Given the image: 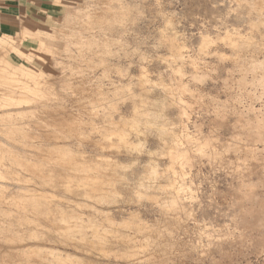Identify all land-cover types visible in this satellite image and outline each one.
I'll use <instances>...</instances> for the list:
<instances>
[{
  "label": "rangeland",
  "instance_id": "1",
  "mask_svg": "<svg viewBox=\"0 0 264 264\" xmlns=\"http://www.w3.org/2000/svg\"><path fill=\"white\" fill-rule=\"evenodd\" d=\"M96 1L97 0H95V3H96ZM117 1L121 5H126V2H127V7L124 6L128 10V12L126 13L127 16L125 15L126 16V17L124 16L125 18L122 17V19H121V21H119V23L114 22L113 25L110 26L111 27L110 29H107V30L103 29L104 31H106V33L103 32L104 36H107L108 38L110 36V38L108 39L107 37L105 38L104 36L101 35V39L103 37L106 39L104 41L105 44L108 41H110V42H108V46H107V44L105 46H103L102 45L103 41L100 42V44H101L100 46H102L104 48H102L100 46H97L98 48L97 47L93 48L90 45V49L92 48V50L89 49L90 51H93V49L96 51H101L98 53L97 52L95 53V51L91 52L94 55L87 53L85 51V48L83 49L84 51L81 50V47L79 48L80 50L78 49L79 46L87 47L90 44L89 43L87 46H85V44L84 45L82 44V43L86 42V38H87V40L90 39V36L89 37L87 36L88 32L83 31V28L86 27V25L90 26V24H87L85 21L84 23L82 22L83 25L81 23V26H83L82 29L76 28L74 25H73V27L71 26L72 28L69 29L65 24H62V22H61L62 20H60V19H62L63 13L65 14L67 7H68V9L71 8V10H72V8L74 10L77 7H83L84 5H88L89 7H92L93 4H95V3H93L94 0H92V2H91V0H56L55 4H54L56 8H54V9H55V11H58V10L60 11V9L57 8L58 5L60 4L62 6L61 13L60 14L59 13L58 14H49L48 17L46 18V21L41 23L40 26H38L35 29V31H29L27 29L22 28L21 30L17 31V33L11 34L6 29L3 28L8 33L6 35H2L0 33V57L4 58V59H8V61H10V63H14L16 65H21V66L26 65L27 67H30V70L32 69L31 71L34 70L33 72H37L38 69H42L45 72V73H43V76L41 77L42 80L44 78L46 79L47 75L51 74V76L54 77V79L51 81H55V82H53V85H51L52 87L50 88L51 89L50 91L51 92L55 91L53 93L59 92V93H57V95H59V97H61V99H59L58 102L56 101L57 102L56 104L52 102L53 106L56 107L57 104L59 103L57 106L59 108V105L61 104L63 110L66 109V111H71V115H72L71 117H73L72 120H74V121H72L74 123H71V124L74 125V124L78 123V125L76 124L77 126L81 125V126H79L80 128L77 126L75 128L72 127L71 129L74 128V130H69L68 132H67L68 128L66 126H61L62 128L64 127V129H62L60 127L62 129V130H60V128H57L58 126L53 127L52 126L53 124L51 122H48V123H50L49 125L52 124L51 125L52 127H50L48 125V123L46 122V119H44L45 118L44 115H46V114L42 110V108H41V111L43 113L40 112V108H37V109L36 108H30L31 110L35 109L34 113H33V111L29 110V108H28L27 110H25L23 112L24 115L20 114L21 115L20 116V115L15 113V115L12 114L10 118L7 117L6 120L0 121V134L2 135L0 137L3 138L4 140H11V141L14 140L13 143L15 142L16 145H21L22 147H25L26 149L29 150L26 153H21L22 151H20L19 149H17V151H20L18 153H11L10 154V153L0 152V191H1L0 192L1 193L0 194V209H2L1 212L3 213V214H1V212H0V214H1L0 215V220H1L0 223L3 224L4 226H7V227H10L12 225L13 230L14 229L16 230V232L14 230V233L15 234L17 233V239H16L15 243H11V242L9 243V241H4V240L10 239V237H6V238H2L3 241H0V244L3 246H6L7 244L10 245L11 250L14 252L15 255H17V254H20L22 251V244L24 243V241H22L23 238L25 239V237L31 236L33 233L32 229H34L35 231L36 230L38 231V232L36 231V234H38V233L41 234V235L38 234V235H40V236H38L39 239H41V236H43V235H46V237H47L46 238L44 236V239L45 238L48 239V236H51V235L53 237H55V239H58L57 237H61L62 231L54 230L51 226H50L51 228L49 227V225H51V224L45 218L47 216L51 217V213L46 214L47 210L45 209L44 203H47L46 208L47 207L49 208L50 206L55 207L56 204H54V203H56L58 200H59L58 203H61V201H65L63 196H69L71 198L73 197L72 198L73 202L71 203L69 201V203H70V205L68 204L69 207L67 206L65 208L67 210H70V211H71V209H74V211H76V215L74 216V219L76 221H77V219L81 220V221H78L79 224H80V222H82L83 224L81 223V225H83V227L86 226L84 228L81 227L83 230L80 228L79 233L81 231L82 232L80 234L87 233L90 236V237L87 236L88 237L87 239L90 241H93V240H91V238L95 239L94 234L96 235V233H98L99 235H102L101 236L102 238L104 237L103 240H105V238H106L107 241L103 245L101 243L103 241L100 240L101 244L100 243L99 244H100V246L102 245L103 247L102 246L99 247V244L97 246H95L97 243L94 244V246L91 245L90 247H88L89 245H86V244L82 245L79 242L80 238L77 239L79 241L76 240V238H78L79 236L76 237V236L70 235L72 238L74 237L73 239H70L68 236L69 240L73 241V243H71V242L67 243V245H69V246H67L66 244L60 245L58 242L56 244H55V242L54 243L52 242L53 243L52 244L51 243L52 238H53L52 236H51V238L49 237L50 240L49 239L44 240L42 238L41 240L38 241V238H37L36 241H38V242L41 241L40 243H38L42 247V248H40L41 250L39 249L40 250L39 252H41L40 254L41 255L43 254L42 257L40 256L41 261L45 259L44 260V262H45L46 260L51 258V254H48V256H47L50 258L47 259L45 257L47 255V253H50V250H51L50 248L52 247V248H55L56 250L58 249V252L62 251V253H56L57 255L62 254L64 259H66L68 257L66 260L71 261L69 263L65 260V262H67L68 264H161L160 262H162V264H218V263L219 264H232V263L233 264H258L257 262L260 260V258L256 259L257 255L255 254V244L260 242V244H262L264 247V226L247 227V228H245L246 230L245 229L241 230L239 228L237 229V227L235 226L236 224L235 223L233 224V222L230 221V219L232 220L233 218H231L232 213H231V211H229L228 207H229V203L231 202V198L235 193L234 188L238 183L236 178H234L235 173L233 171V165L231 166V164H233V162L237 161L233 155H236L238 153L234 154V152H232L230 150L231 148L229 149L230 151L229 150L224 151L226 145H228V144L231 145L233 143L231 141V139H233L236 136L233 127H234L235 122L237 120L236 118H238L237 117L238 112L245 111L244 113H247V116L250 119H252L256 113H263L264 114V95H263L264 94V78H263V76H264L263 75L264 74V71H263L264 70V64H263L264 63V44H263L264 38H261L255 32L256 36H255V38L254 37L253 38L256 40L255 42H258L256 44L252 43V42H254V40H252L253 39L252 37H251V39L249 37V39L252 40V42L249 39H247L248 38L247 36H246V38H244L246 40H243L242 38H239L237 40V37H238L237 34H238L239 30L241 33H245V31L248 32L247 31V29H248L247 28L248 27L247 21H245V20H247V18L246 17L243 18V16L246 12H247L246 14H248V11L249 10L251 11L252 7H249L250 5L248 4L249 6L247 5V8H249V10L246 9V3H244L246 1H244V0L239 1V5L237 3L238 2L237 0H121V1L120 0H114V1L113 0H103V1L98 0V3L99 2L101 3V4L99 3L98 7L99 8L100 7L106 8V6H108L110 3L111 4L114 3L111 7H110L111 4L108 6L109 9H114L112 7H115L117 4L119 5V3ZM89 2H91L92 5ZM240 2H242L244 4L241 3L242 5H240ZM98 3L95 4L96 7H97ZM130 5H131V7H129ZM235 5L236 6L238 5L239 7H241V9L237 8L238 6L235 7ZM243 6H245V7H243ZM234 7L237 8L238 10H241V11H239L241 13L236 11V9ZM243 10H244V13H243ZM233 12H235L236 15ZM246 14H245V16H246ZM129 15H130V17H129ZM253 15H254V9H252V11L249 12L247 17L248 16H249V18H250V16L254 17ZM54 18H55V21H54ZM125 20L127 23L125 22ZM243 21H244V23H243ZM232 24L234 26H236V24H237V26L234 27V26H232ZM63 25L66 27H62ZM75 25L77 27H81L79 23H78V25L77 24H75ZM127 25H128V28L126 29ZM225 25L228 26V29H229V27H231V31L227 30V28L224 27ZM121 26H123V27H121ZM249 26H251V25H249ZM232 27H234L235 29H233ZM240 27H242V29ZM38 28H40V29H38ZM236 28H237V30L239 28L240 29L237 31ZM0 29H2V27H0ZM53 30H54L55 34H54ZM77 30L78 31L80 30V32H83V33H80V35H77V33H78ZM234 30H236L235 31L236 36L234 35ZM242 30H244V31H242ZM253 30H255V28ZM253 30H252V32H254ZM227 31L230 34L233 32L232 38L228 36L230 39H226V38H228L226 35ZM65 32H67V33L70 32V36L68 38L71 37V39H68V38L63 39L64 37H62L59 34V33H65ZM101 33H102V31H101ZM53 34L56 36L54 37ZM108 34H110V35L108 36ZM58 35L60 36V38ZM73 35H76L75 38L77 40L74 39ZM81 35L82 36L86 35V36H83L84 38L85 37L86 38L85 39L83 38L82 43L80 45L79 44L77 45V41H79L80 38H82ZM224 35L226 36V38L224 37ZM77 36H81V37L77 38ZM233 36H234L235 40L233 39ZM44 39H45V41H47L46 44L47 43L51 44L50 46H52L54 50L52 49V47L50 49H52V51H55V53L48 52V50L45 49L46 46L44 47L41 45V43L44 41ZM231 39L233 40L232 41L233 43H231ZM84 40H85V42H84ZM239 40H243L246 42L249 41V42L246 44V42L243 43V41H241V43L245 44V45H241V44H239L240 43ZM89 42H91V41H89ZM170 42L173 44L175 42L176 45L175 44L173 45ZM250 42L252 43V45ZM227 43H228V45H227ZM236 43L239 44L241 47L244 46V48L240 52L241 54H239L240 47H238L239 45L237 46ZM71 44L72 45L75 44V45L72 46ZM164 44H166V45H164ZM168 44H169V46H168ZM170 45L171 46L173 45L175 47L170 48L171 47ZM232 45H233V48H232ZM75 46H77V49ZM230 47L232 48V50ZM236 47H238V48H236ZM254 47H256V48H254ZM261 47H263V48L261 49ZM133 48H135V49H133ZM65 49H67L69 52L63 51ZM97 49H99V50H97ZM237 49H238V51H237ZM257 49L259 51H257ZM5 50H7V51H5ZM72 50H73V55H72ZM76 50L78 52L79 51L83 52V54H85L84 57H83L82 53L78 55ZM233 51L238 56L239 55L241 56V57L239 56L240 59H238V57H236V55L234 54ZM251 51H253V52H251ZM7 53H9V54H7ZM66 53H70L69 54L70 56ZM171 53L173 55H171ZM250 53H251V56H250ZM52 54H53V56H52ZM138 54L140 56L143 54L141 57L142 58L144 57V58L142 59ZM252 54L254 55L255 58H257L256 56H258V59H260L259 62H261L260 63L261 65L259 66V68L253 70L254 72L257 71L256 73H258V74L255 75L254 72L250 68V71L255 75L254 79L252 78L253 77L252 73L250 75V72H249V67H251V63L253 60ZM255 54H256V56H255ZM67 55H68V57H67ZM86 55L88 56V58H86ZM121 55H122V57H121ZM173 56H174V58H173ZM179 56H181V57H179ZM244 56H245V58L247 56H249L250 59L247 57L245 60V58H242ZM75 57L76 58L79 57V58L76 59ZM54 58H56V60L58 62ZM74 58L76 60H74ZM105 58H106L107 62L105 61ZM162 58H163V60H162ZM234 58H236V59H234ZM172 59H174V60H172ZM247 59H249V60H247ZM79 60H81V62H79ZM181 60H182V62H181ZM233 60H237V63ZM240 60H243L242 61L243 64H241V66L238 65V62L240 64ZM59 61H61V63ZM55 62H57V64L59 63L60 65L63 63L62 65H64V66L62 68L68 77H61L60 71H62V70L59 67L60 66L59 64L58 65L54 64ZM149 62H151V63H149ZM103 63H104V65H103ZM108 63H109V65H108ZM129 64H130V66H129ZM68 65L70 67H68ZM115 65H116V67H115ZM169 65L170 66L172 65V66L170 67ZM181 65H182V67H181ZM107 66L109 69L110 68L111 69L113 68V69L109 70L108 68H106ZM141 66L143 67L142 69H144V70L141 69ZM102 67H104V68H102ZM178 67H179L180 71L177 70ZM79 68H81V69H79ZM100 68L102 69L104 74ZM125 68H127V69L125 70ZM91 69H93V71ZM107 72H109V74H107ZM180 72L183 74L181 75ZM70 73H71V76H70ZM115 73H119V74L117 75ZM196 73L198 74L197 75L198 78H196L197 76H195ZM174 74H175V76H174ZM86 75H88V76H86ZM259 75H260V77L263 78L262 82H260L261 80H256V77H259ZM83 76H85L87 79ZM104 76L107 79H105ZM120 76H121V78H120ZM132 76H134L135 78ZM69 77L71 80L70 79L68 80ZM243 77L247 81L253 80L254 83L252 82L251 85H249V84L246 85L245 88H241V89L236 88V85L234 84V80L240 79ZM98 78H100V79H98ZM62 80L65 84H63ZM69 81L72 82V85H71V83H69ZM152 81H153V83H152ZM75 82H77V83H75ZM80 82H82L83 84ZM175 82L177 84H179L180 82L181 83L179 85H177ZM74 83L76 84V86ZM97 83H98V86H97ZM160 83H162V84H160ZM260 83L262 85H260ZM78 84H79V86L81 85L80 87H82V88L78 87L77 86ZM101 84H103V86ZM228 84H230L231 86ZM113 85L115 87H113ZM117 85H119L120 87L118 88ZM126 85H128V88ZM150 85H152V86H150ZM74 86H75V88H74ZM182 86H183V88H182ZM184 86H185V88H184ZM53 87H54V89H52ZM100 87H103V89ZM106 87H108V88H106ZM55 88H56V90L59 89L60 91L59 90L56 91ZM165 88H166V90H165ZM81 90H83V91H81ZM101 90H102V92H101ZM239 90H241L242 93ZM86 91L87 92L89 91V92L87 93ZM128 91L129 92L131 91L130 92L131 95L129 94ZM191 91H193V92H191ZM84 92H85V94H83ZM105 92H108V93H105ZM112 92H114V93H112ZM103 93H105L108 96H106ZM115 93H118V94L116 95ZM190 93H192V94H190ZM261 93H262V95H261ZM100 95H102L103 98ZM103 95H105V96H103ZM133 95H135V96H133ZM191 95H193V97ZM52 96H56V95L53 94ZM117 96H118V99H117ZM144 96L146 97V99ZM178 96L181 98V101H184L182 103L181 107L178 106V102H177L178 101L177 99L179 98ZM83 97H85V98H83ZM93 97L95 98V100ZM107 97H109V98L112 97L113 99H111V98L109 99ZM134 97H135V99H134ZM158 97H160V98H158ZM106 98L109 99L110 101L107 100ZM90 100H92V101H90ZM112 100H115L118 105H116V103H114L115 101H112ZM76 101L78 104L75 103ZM83 101H85V102L87 101V102L84 103ZM106 102H108V103H106ZM138 102H140L142 105ZM151 102H152V105H151ZM170 102H171V105H170ZM235 102L237 104H235ZM110 103L112 104V106ZM145 103H146V105H145ZM38 104H40V103H38ZM38 104H36V105H38ZM101 104H103V106ZM156 104L157 105L159 104L158 107L156 106ZM247 104L252 105V107H253V108H251L252 111L249 110L250 108L248 109L247 106H249V105H247ZM143 105H145L146 108H144ZM153 105H155L158 109L156 107H154ZM164 105H167V106L165 107ZM117 106L119 109L117 108ZM90 107H92V108H90ZM98 107L99 108L101 107L102 110H101V108L99 109ZM132 107L133 108L135 107V109L137 108L136 110H138L141 113L135 111ZM147 107H149V108H147ZM150 107H153L154 110H153V108H150ZM178 107H179V109H178ZM182 108L186 112L184 110H182ZM187 108H189V109H187ZM89 109H90V111H89ZM112 109L113 110L116 109L117 111L115 110V113H114V111H112ZM242 109H243V111H242ZM59 110H61V106H60ZM59 110H57V111H59ZM155 110H157V111H155ZM178 110H179V112H178ZM53 111L54 110H51V112H53ZM57 111H54V112H57ZM132 111H135V112H132ZM158 111H160V112H158ZM182 111L184 114L182 113ZM107 112H109V114ZM152 112L153 113L157 112V113L153 114ZM58 113H60V112H58ZM148 113H149V115H148ZM185 113H187L188 115ZM226 113H228V114H226ZM89 114H91V115H89ZM134 114L137 117V119L134 116ZM141 114H143V115H141ZM158 114H160V115H158ZM74 115H76V116H74ZM87 115H89V116H87ZM95 115H96V117H95ZM184 115L189 116V118L186 116L184 117ZM14 116H15V119H14ZM159 116H161V117H159ZM156 117H158L161 121L157 120L158 118H156ZM126 118H128V119H126ZM130 118H132V119H130ZM187 118H188V120H187ZM11 119L14 121H12ZM39 119H42V120H39ZM118 119H120V120H118ZM149 119H150V121H152V123L149 121ZM155 119H156V122H155ZM177 119L179 122L177 121ZM10 120L12 122H10ZM90 120H92L93 122H91ZM130 120H131V122H130ZM186 120H187V122H186ZM43 121H45V122H43ZM40 122L42 123V125ZM84 122L86 123V125ZM135 122H136V124H135ZM4 123H6L7 126H5ZM9 123H11V125L13 124V126H11ZM19 123H22V124L18 125ZM106 123L108 125H106ZM133 123L135 125H132ZM155 123H156V125H155ZM157 123H158L159 128L157 127ZM2 124H4V126ZM15 124L18 127H15L14 130H17V131L12 132L13 129L10 130L9 128L10 127L14 128ZM118 124H119V126H118ZM129 124H131V125H129ZM182 124H184V125L182 126ZM23 125H24V127H23ZM105 125H106V127H105ZM114 125H116V127ZM40 126H42V127H40ZM108 126L111 128H109ZM103 127H105V128H103ZM156 127H157V130H156ZM46 129H48L49 131L52 130L55 132L57 130L56 133H58L62 138V139L60 138L61 140L59 139L60 141L58 140L59 142L58 141L57 142L59 144L66 143L65 145L62 144L64 146H66L65 149L67 150L66 153H63L62 159L64 158L66 160H69L70 162L72 161L71 163L81 164L80 165L81 169L85 167L84 166L85 163L88 164L91 161H96V163H97V161H99V160H100L99 164L102 162L101 163L102 167L98 166L99 169H98V171H95V173H92V171H90V170L88 171V169H82V171H79L80 169L78 170L79 172H82V173H79L76 175L77 176L81 175L80 177H81V179H83L82 180L83 182H81V183H83V185L86 184L85 186L87 187V189L85 186H83L80 183V181H79V183H77L75 181H69V183H72L71 184V185H73L72 187H76L78 185L77 188H79V190H81L80 192L85 197V199H83L84 197L81 194L75 195V193H72L71 195H69V192H67V190L64 191L63 188L53 187L54 185H57V184L48 183L49 186L46 185L47 188L45 187V183H47V182L44 179L47 177V175L45 176L44 173L42 172L43 170H45V166L43 163L45 161L44 160L45 159V156H44L45 153H36L37 149H35V148L39 149L40 146L42 147V144L44 145L46 143V141L48 143H52L50 138H49L50 140H48L46 138V134H45ZM99 129H102V131ZM112 130L114 132H112ZM117 130H118V132H117ZM124 130H125V132H124ZM185 130L187 131V134L185 133L186 132ZM21 131H22V133H21ZM87 131H89V132H87ZM103 131H105V135H104ZM119 131H120V133H119ZM157 131H159V133H157ZM166 131L167 132L169 131V132L167 133ZM182 131H183V133H182ZM16 132H18V134H15ZM40 132H41V134H40ZM68 133H69V135H68ZM86 133L87 134L90 133V134H88L89 136H87ZM135 133L137 135H135ZM179 133L182 135H180ZM75 134H77V135H75ZM122 134L123 135L125 134V136H127V137L123 136ZM161 135L162 136L164 135V136L162 137ZM199 135L202 136V138H201V143H202L201 152L196 150V148L194 146L193 147L190 145H189L190 147L186 146L188 144L185 143L187 139H190L191 137L196 139L197 137H199ZM73 136H74V138H73ZM175 136L177 137L178 141L176 140ZM32 137H34V138H32ZM164 137H166V138H164ZM167 137H168V139H167ZM10 138H12V139H10ZM215 138L217 140L219 139L218 142H214L216 140ZM64 139H66V140L64 141ZM106 139H108L109 141ZM97 140H98V142H97ZM164 140H166V141H164ZM181 140L183 142L184 141L185 142L183 143ZM172 142L175 145L177 143V145H176L177 147L175 145H172ZM174 142H176V143H174ZM205 142H207L208 144H206ZM164 143H165V145H164ZM166 143H168V144H166ZM178 143H179V145H178ZM204 143L208 147L206 145L204 146ZM2 144L3 143H1V141H0V146ZM169 144H171L172 147ZM96 145H97V147H96ZM235 145L237 146L238 144H235ZM178 146H179V148H178ZM213 146H215V147H213ZM3 147H6V144ZM180 148L181 149H184V148L187 149L188 148V149H187V152L181 150L182 153H180V154H182V155L176 156L175 152L178 150V154H179ZM189 148H191V149H189ZM99 149H100V151H99ZM170 149H172V150H170ZM33 150H34V152H33ZM159 150H160V152H159ZM191 150L193 153L190 152ZM217 150H219L221 152V154H223V156L221 158H219V156H218L219 153H214ZM165 151H166V154L164 153ZM172 151L173 152L175 151V152L173 153ZM243 151H241L242 154H241V152H239L240 156H242L244 154ZM82 152H84V153H82ZM127 152H129V153H127ZM1 153H2V155H1ZM169 153H170V155H169ZM171 153L173 154L174 157L172 156ZM186 153L187 154L189 153L188 154L189 156H187ZM9 154H10V157L13 156L12 154H14L15 156L11 157V159H10ZM66 154H68V155L66 156ZM184 154L186 155V157H188L187 158V165H186V162H184V158H185ZM16 155H18V158H20V160H18ZM154 155H155V157H154ZM183 155H184V158H183ZM214 155H216V156L214 157ZM157 156H158V158H157ZM179 156H180V159L177 158ZM67 157H69V158H67ZM91 157L94 158L95 160L89 159ZM170 157H173V158H170ZM181 157H182V159H181ZM189 157H190V159H189ZM12 158H14V159H12ZM83 158H85L84 161L82 160ZM98 158H99V160H98ZM104 158H106V159H104ZM109 158H110V160H109ZM174 158L176 160L178 159L179 161L178 160L176 161ZM79 159L81 161H83V163L81 161L77 162V161H79ZM86 159L88 160V162ZM188 159L191 161H188ZM56 161L58 162V160H56ZM56 161L54 160L52 163H49V165L54 166L55 168L56 167L60 168L59 165H61V163H58V166H59L58 167V166H56V164H57ZM107 161H108V163H107ZM113 161H114V163H113ZM238 161L242 162V157L240 159H238ZM18 162L19 163L21 162L22 165L19 164ZM25 162L29 165L27 168H25V166H24ZM36 162L39 165L38 166L40 169L39 173L32 172L33 170L30 169L31 165L33 166V164ZM155 162H157V163L155 164ZM169 166H171V167H169ZM181 166H182V168H181ZM20 167H22V168H20ZM100 168H102V171H100L101 170ZM170 168H171V170H170ZM189 170H190V173H189ZM17 172H19V173H17ZM41 172H42V175H40ZM257 175L258 174H256V173L251 174L250 178L256 179ZM30 176H31V178H30ZM42 176H43V178H42ZM74 176H75V173H74ZM92 176L95 179L94 182L98 181V184L102 185L104 190L101 189L100 191H98V189L97 190L93 189V191H92L91 189H89L90 188L89 187L90 182L87 181L86 179L88 178L90 180V178ZM26 177H28L29 179ZM33 177H35L34 178L35 180L33 179ZM62 177H66V176L62 175ZM97 177L100 178L101 183H100V180L97 179ZM41 178L43 179V181ZM16 179H17V181H16ZM20 179H21V181H20ZM38 180H40V181H38ZM155 180H156V182H155ZM36 181H38V182L36 183ZM176 181H177V183H176ZM87 182L89 183L88 185H87ZM102 183H104V184H102ZM12 184L13 185H15V184L20 185L21 184V186H27V187L29 185V186H31V187H28L29 189L32 187H33V189L34 188H36V189H34V191L33 190H30V191L23 190L22 191V189L12 188L13 187ZM24 184H26V185H24ZM33 184H35V185H33ZM41 184H43L44 186ZM79 184H81V185H79ZM62 185L65 186V185H70V184H68V182H67V184L61 183V186ZM39 187L41 189L42 188H44V189L41 190ZM82 187L84 190L82 189ZM161 188H162V190H161ZM171 188H173V189H171ZM52 189H53V192H52ZM85 189L87 191L90 190V193H89L90 195H91V191H92V195L95 192L99 196L102 195L104 198V202L102 201V204H100L101 201H99V199L97 197H96L97 199H94L96 194H94V198L92 196L89 197V194ZM15 191L18 192L19 195L20 194L22 195L23 193H26V195H27L26 197L22 196L23 198L20 197L23 199V200L21 199V201H20L19 197L17 198V200L19 199V207H18V203H16L17 206H16V204H14L16 200L13 198V196H15V195H13V193H15ZM42 192H44V193L46 192L47 195L49 193L51 195L53 194V195H55V197H53V195H52V197H51V195L49 197L46 194L44 195ZM27 193H31L30 197ZM86 196L89 198H86ZM31 197H33V198H31ZM48 198H50V199H48ZM171 198H173V200ZM35 199H37L38 201H41V203H39ZM147 200H149V201H147ZM32 201H35L34 204H36L37 207H39V205H41L42 206L41 208H43L42 211H41V208H40L39 212L36 211L34 206L31 205V204H33ZM82 202H85V204L83 205ZM37 203H38V205H37ZM48 203L50 205H48ZM64 203H66V202H64ZM86 203H89V204H86ZM154 204H156V205H154ZM180 204H182L183 207ZM12 205H15V206H12ZM166 205H167V207H165ZM93 206L95 208L102 209V212L96 211L99 213H96V212L90 213L89 210ZM169 207H171L172 209H170ZM44 209L46 210V212H44ZM10 211L12 212V214ZM174 213H175V215H174ZM56 215L57 214H55V216ZM160 215H161V217H160ZM166 216H168V217H166ZM17 226L19 229H16ZM45 226L47 227V229ZM177 226H179V227H177ZM34 227H36V228L38 227L39 229L38 228L36 229ZM105 227H107V228H105ZM44 228L46 229V231ZM49 228H50L51 232L48 231ZM95 229H96V232H95ZM76 231L78 234V230H76ZM97 231H99V232H97ZM68 234H70V232H68ZM21 237H22V240L20 241ZM65 238L66 239L62 238V240L63 241L65 240V243H66L68 241V238L66 236H65ZM2 243H4V244H2ZM70 244L75 245V246L71 247L72 245H70ZM65 245L67 248L62 249V247H65ZM111 245H113V246H111ZM48 246H51V247L48 248ZM45 248H46V250H44ZM47 248L50 250L48 251ZM23 249H25V248H23ZM55 249H53V250H55ZM31 251L35 252L36 254L35 253L32 254ZM23 252L29 253V256L31 255L30 256L31 258H37L36 256L38 255L37 251L31 250V249L28 250V252H26V249H25ZM44 252H46V253H44ZM66 253L69 255H66ZM23 257L21 259H23ZM43 257H44V259H43ZM146 258H148V259H146ZM19 260H20V258H19ZM46 263L47 262H45L43 264H46Z\"/></svg>",
  "mask_w": 264,
  "mask_h": 264
},
{
  "label": "bare ground",
  "instance_id": "2",
  "mask_svg": "<svg viewBox=\"0 0 264 264\" xmlns=\"http://www.w3.org/2000/svg\"><path fill=\"white\" fill-rule=\"evenodd\" d=\"M100 1V0H99ZM103 1V0H102ZM114 1V0H113ZM121 1V0H120ZM238 2V5H239V1H242V0H237ZM244 1H246V2H244V3H246V9H248L249 10V8H247V5L249 6V7H252V9H254V17H251L250 16V18H249V16L247 17V15L249 14V12H251L252 11V9H251V11L249 10H247L248 11V14H246V16H245V14H244V16H243V18L244 17H246L247 18V20H245V21H247V25H248V29H247V31L248 32H246L245 31V33H241L240 32V28L242 29V27H240L238 30H239V32H238V37H237V40L239 39V38H242L243 40H246V39H244V38H246V36L248 37L247 39H249V37H250V39H251V37L253 38H255V32L261 37V38H264V0H244ZM91 2H92V0H91ZM91 2H89L90 4H91ZM112 2V1H111ZM118 2V1H117ZM93 3H95V0H94V2ZM98 3V0L96 1V3L95 4H97ZM100 3V2H99ZM99 3H98V5H97V7H96V5L95 4H93V6L92 7H89L88 5H84L83 7H77L76 9H74L73 10V8H72V10H71V8L70 9H68V7H67V9H66V11H65V14L63 13V16H62V19H60V20H62L61 22H62V24H65L69 29L70 28H72L73 27V25L76 27V28H80V29H82V27L83 26H81V23L83 22H85L86 21V23L87 24H90V26L88 25H86V27H84L83 28V31H86V32H88L87 34V36L89 37L90 36V39L89 40H87V38H86V42H85V40H84V42L85 43H82V39L84 38L83 36H86V35H81L82 36V38H80V40L79 41H77V45L79 44H85V46H87L89 43V46H87V47H83V46H79L78 47V49L81 47V50H83L84 48H85V51L87 52V53H90V54H92L91 52H93V51H95V53L97 52H101V51H96V50H94L93 49V51H90V50H92V48L90 49V45L94 48V47H97V46H100L101 44H100V42H102L103 41V43H102V45L103 46H105L106 44H107V46H108V42H110V41H108L106 44H105V38L107 37V36H104V34H103V32L104 33H106V31H104L103 29H110L111 27L110 26H112L113 25V23L114 22H118L119 23V21H121V19H122V17H124L125 15H126V13L128 12V10H127V8H125L124 6H126L127 7V2H126V5H121L119 2V5L117 4L115 7H112V8H114V9H109L108 8V6L111 4H109L108 6H106V8H104V7H98L99 6ZM236 3V4H237ZM242 2H240V5H242V4H244V3H242ZM89 4V5H90ZM101 4V3H100ZM114 3H112L111 5H110V7L113 5ZM92 5V4H91ZM90 5V6H91ZM107 5V4H106ZM136 5V4H135ZM237 5V6H238ZM236 5H235V7H237ZM76 7V6H75ZM129 7H131V5L129 6ZM234 7V8H235ZM243 7H245V6H243ZM104 8V9H103ZM237 8H239V9H241V7H237ZM237 8H235L236 9V11H241V10H238ZM131 9V8H130ZM245 9V8H244ZM245 9V10H246ZM134 10V9H133ZM234 10V9H233ZM235 11V10H234ZM235 11V12H236ZM235 12H233V13H235ZM239 13H241V12H239ZM238 13V14H239ZM243 13H244V10H243ZM251 14V13H250ZM235 15H236V13H235ZM243 15V14H242ZM127 16V15H126ZM125 16V17H126ZM137 16V15H136ZM124 17V18H125ZM129 17H130V15H129ZM235 17V16H234ZM237 17V16H236ZM128 18V17H127ZM131 19V18H130ZM135 19V18H134ZM240 19V18H239ZM242 19V18H241ZM58 20V19H57ZM127 20V19H126ZM126 20H125V22H126ZM133 20V19H132ZM54 21H55V18H54ZM123 22V21H122ZM132 22V21H131ZM130 22V23H131ZM78 23L80 24V26L81 27H77L75 24H77L78 25ZM83 23H82V25H83ZM127 23V22H126ZM243 23H244V21H243ZM246 23V22H245ZM249 23V24H248ZM61 24V25H62ZM121 24V23H120ZM125 24V23H124ZM234 24V23H233ZM232 24V26H234ZM249 25H251V26H249ZM66 26H62V27H66ZM72 26V27H71ZM236 26H237V24H236ZM236 26H234V27H236ZM239 26V25H238ZM121 27H123V26H121ZM125 27V26H124ZM225 28H227V30H230L231 31V27H229V29H228V26H224ZM234 27H232L233 29H235ZM120 28V27H119ZM128 28V25H127V27H126V29ZM255 28V30H253ZM53 29V28H52ZM75 29V28H74ZM224 29V28H223ZM122 30V29H121ZM225 30V29H224ZM223 30V31H224ZM236 30H237V28H236ZM236 30H234V35L236 36V34H235V31ZM237 30V31H238ZM252 30L254 31V32H252ZM60 31V30H59ZM58 31V32H59ZM101 31H102V33H101ZM229 31V32H230ZM242 31H244V30H242ZM53 32H54V30H53ZM77 35H80V33H83V32H80V30L78 31L77 30ZM85 32V33H86ZM108 32V31H107ZM110 32V31H109ZM126 32V31H125ZM174 32V31H173ZM252 32V33H251ZM0 33L2 34V35H6L8 32H6L3 28L2 29H0ZM57 33V32H56ZM228 31L226 32V35H227V37L229 36V37H231L232 38V34H233V32L230 34V33H228ZM254 33V34H253ZM54 34H55V32H54ZM53 34V35H54ZM62 37H64L63 39H66V38H68L69 36H70V32L69 33H67V32H65V33H59ZM125 34V33H124ZM129 34V33H128ZM176 34V33H175ZM174 34V35H175ZM101 35L102 36H104L102 39H101ZM106 35V34H105ZM110 34H108V36H109ZM231 35V36H230ZM56 35H54V37H55ZM59 36V35H58ZM74 36V39H76L75 38V36L76 35H73ZM81 36H77V38L78 37H81ZM98 36V37H97ZM128 36V35H127ZM136 36V35H135ZM176 36V35H175ZM243 36V37H242ZM100 37V38H99ZM122 37V36H121ZM173 37V36H172ZM224 37L226 38V36L224 35ZM226 38V39H230V38ZM258 37V36H257ZM59 38H60V36H59ZM58 38V39H59ZM84 38V39H85ZM108 38V37H107ZM109 38H110V36H109ZM108 38V39H109ZM114 38V37H113ZM175 38V37H174ZM224 38V39H225ZM252 39V40H254V42H252V40H250L252 43H258V42H255L256 40L255 39ZM68 39H71V37L70 38H68ZM67 39V40H68ZM101 39V40H100ZM107 39V40H108ZM233 39H234V36H233ZM77 40V39H76ZM170 40V39H169ZM235 40V39H234ZM243 40H239L240 41V43L239 44H241V45H245V44H243V43H245L246 41H243ZM263 40V39H262ZM89 41H91V42H89ZM127 41V40H126ZM167 41V40H166ZM171 41V40H170ZM176 41V40H175ZM229 41V40H228ZM233 40L231 39V43H233L232 42ZM241 41H243V43H241ZM248 41V40H247ZM260 41V40H259ZM46 42L47 41H45V39H44V41L41 43V45L42 46H46L45 47V49H47L48 50V52H51V53H55V51H52V49H53V47L52 46H50L51 44H46ZM66 42V41H65ZM64 42V43H65ZM118 42V41H117ZM165 42V41H164ZM216 42V41H215ZM249 42V41H248ZM248 42H246V44L248 43ZM250 42V43H251ZM67 43V42H66ZM171 43V42H170ZM169 43V44H170ZM224 43V42H223ZM252 43H251V45H252ZM76 44V43H75ZM75 44H73V45H75ZM169 44H168V46H169ZM171 44H173V43H171ZM174 44H175V42H174ZM173 44V45H174ZM239 44H237L236 43V45L238 46ZM260 44V43H259ZM258 44V45H259ZM264 44V43H263ZM72 45V44H71ZM72 45V46H73ZM161 45V44H160ZM164 45H166V44H164ZM171 46L170 48H174L175 46ZM176 45V44H175ZM227 45H228V43H227ZM230 45V44H229ZM257 45V46H258ZM63 46V45H62ZM106 46V47H107ZM117 46V45H116ZM128 46V45H127ZM248 46V45H247ZM254 46V45H253ZM256 46V45H255ZM263 46V45H262ZM52 47V49H50ZM64 47V46H63ZM76 47V49H77V46H75ZM100 47H102V46H100ZM99 47V48H100ZM122 47V46H121ZM181 47V46H180ZM238 47H240V51H239V54H241L240 52H241V50L244 48V46H238ZM238 47H236V48H238ZM249 47V46H248ZM247 47V48H248ZM71 48V47H70ZM98 48V47H97ZM102 48H104V47H102ZM125 48V47H124ZM168 48V47H167ZM219 48V47H218ZM231 48V47H230ZM232 48H233V45H232ZM232 48H231V50H232ZM254 48H256V47H254ZM263 47H261V49H262ZM13 49V48H12ZM69 49V48H68ZM75 49V48H74ZM90 49V50H89ZM126 49V48H125ZM133 49H135V48H133ZM180 49V48H179ZM54 50V49H53ZM70 50V49H69ZM80 50V49H79ZM97 50H99V49H97ZM102 50V49H101ZM138 50V49H137ZM5 51H7V50H5ZM9 51V50H8ZM63 51H68L67 49H65V50H63ZM77 51V50H76ZM75 51V52H76ZM84 51V50H83ZM124 51V50H123ZM140 51V50H139ZM177 51V50H176ZM180 51V50H179ZM210 51V50H209ZM237 51H238V49H237ZM244 51V50H243ZM257 51H259L258 49H257ZM263 51V50H262ZM47 52V53H48ZM69 52V51H68ZM145 52V51H144ZM172 52V51H171ZM234 52V51H233ZM250 52V51H249ZM248 52V53H249ZM251 52H253V51H251ZM256 52V51H255ZM45 53V52H44ZM77 53H78V55L79 54H83V52H81V51H77ZM170 53V52H169ZM178 53V52H177ZM7 54H9V53H7ZM61 54V53H60ZM66 54H70V53H66ZM114 54V53H113ZM117 54V53H116ZM144 54V53H143ZM142 54V55H143ZM193 54V53H192ZM216 54V53H215ZM223 54V53H222ZM234 54L236 55V57H238V59H240L239 58V56L234 52ZM243 54V53H242ZM260 54V53H259ZM51 55V54H50ZM68 55H67V57H68ZM72 55H73V50H72ZM71 55V56H72ZM75 55V54H74ZM84 55L85 54H83V57H84ZM92 55H94V54H92ZM112 55V54H111ZM123 55V54H122ZM122 55H121V57H122ZM127 55V54H126ZM139 55V54H138ZM141 55V56H142ZM171 55H173L172 53H171ZM181 55V54H180ZM244 55V54H243ZM242 55V56H243ZM246 55V54H245ZM253 55V54H252ZM258 55V54H257ZM52 56H53V54H52ZM51 56V57H52ZM61 56V55H60ZM70 56V55H69ZM99 56V55H98ZM97 56V57H98ZM107 56V55H106ZM117 56V55H116ZM128 56V55H127ZM140 56V55H139ZM140 56V57H141ZM159 56V55H158ZM175 56V55H174ZM174 56H173V58H174ZM178 56V55H177ZM187 56V55H186ZM250 56H251V53H250ZM255 56H256V54H255ZM73 57V56H72ZM109 57V56H108ZM113 57V56H112ZM115 57V56H114ZM179 57H181V56H179ZM188 57V56H187ZM241 57V56H240ZM249 59H250V57L249 56H247ZM246 57V58H247ZM257 58H255L254 57V55H253V60H252V63H251V67H249V72H250V75H251V71H250V68H251V70L253 71L254 69H257V68H259V66L261 65L260 63L261 62H259V60L260 59H258V56H256ZM62 58V57H61ZM76 58V57H75ZM74 58V60H76V59H78V58H76L75 59ZM86 58H88V56L86 55ZM142 58V57H141ZM144 58V57H143ZM142 58V59H143ZM165 58V57H164ZM177 58V57H176ZM183 58V57H182ZM242 58H245V56L244 57H242ZM241 58V59H242ZM246 58H245V60H246ZM252 58V57H251ZM53 59V58H52ZM55 60H56V58H54ZM91 59V58H90ZM102 59V58H101ZM130 59V58H129ZM189 59V58H188ZM234 59H236V58H234ZM249 59H247V60H249ZM11 60V59H10ZM70 60V59H69ZM73 60V61H74ZM95 60V59H94ZM104 60V59H103ZM119 60V59H118ZM121 60V59H120ZM145 60V59H144ZM150 60V59H149ZM162 60H163V58H162ZM161 60V61H162ZM172 60H174V59H172ZM180 60V59H179ZM190 60V59H189ZM192 60V59H191ZM250 60V61H251ZM57 61V60H56ZM105 61H106V58H105ZM194 61V60H193ZM197 61V60H196ZM233 61H235L236 63H237V60H233ZM242 61L243 60H240V64H239V62H238V65H240L241 66V64H243L242 63ZM58 62V61H57ZM57 62H55L54 64L56 65L57 64ZM60 63H61V61H59ZM79 62H81V60H79ZM93 62V61H92ZM107 62V61H106ZM141 62V61H140ZM152 62V61H151ZM151 62H149V63H151ZM176 62V61H175ZM181 62H182V60H181ZM67 63V62H66ZM65 63V64H66ZM118 63V62H117ZM148 63V64H149ZM170 63V62H169ZM174 63V62H173ZM172 63V64H173ZM191 63V62H190ZM195 63V62H194ZM234 63V62H233ZM59 64V63H58ZM57 64V65H58ZM63 64V63H62ZM61 64V65H62ZM79 64V63H78ZM175 64V63H174ZM264 64V63H263ZM60 65V64H59ZM59 66L60 68H61V70L62 71H60V74H61V77H68L67 76V74L64 72V70H63V66L64 65H62V66ZM67 65V64H66ZM72 65V64H71ZM77 65V64H76ZM83 65V64H82ZM103 65H104V63H103ZM106 65V64H105ZM108 65H109V63H108ZM236 65V64H235ZM129 66H130V64H129ZM170 66V65H169ZM172 66V65H171ZM170 66V67H171ZM194 66V65H193ZM53 67V66H52ZM55 67V66H54ZM57 67V66H56ZM68 67H70L69 65H68ZM113 67V66H112ZM115 67H116V65H115ZM119 67V66H118ZM128 67V66H127ZM167 67V66H166ZM175 67V66H174ZM181 67H182V65H181ZM180 67V68H181ZM185 67V66H184ZM195 67V66H194ZM35 68V67H34ZM97 68V67H96ZM102 68H104V67H102ZM106 68H108V66L106 67ZM121 68V67H120ZM143 67L141 66V69H142ZM198 68V67H197ZM68 69V68H67ZM76 69V68H75ZM79 69H81V68H79ZM85 69V68H84ZM95 69V68H94ZM101 69V68H100ZM109 69V68H108ZM111 69V68H110ZM109 69V70H110ZM113 69V68H112ZM111 69V70H112ZM118 69V68H117ZM127 68H125V70H126ZM192 69V68H191ZM32 70V69H31ZM30 70V67H27L26 65L25 66H21V65H16V64H14V63H10V61H8V59H4V58H1L0 57V121H3V120H6L7 119V117H11V115L12 114H14L15 115V113L16 114H18V115H20V114H22V115H24L23 114V112L25 111V110H27L28 108H29V110H31L30 108H40V112H42L41 111V108H42V110L45 112V114L46 115H44L45 116V118L44 119H46V122L48 123V122H51L52 124V126L54 127V126H58L57 128H60L61 126H66L67 128H68V130H67V132L69 131V130H74V128L78 125V123H76V124H74V125H72L71 123H74V122H72V121H74V120H72V118L73 117H71L72 115H71V111H66V109L65 110H63L62 109V105L60 104L59 105V108L57 107L58 106V104H57V106L55 107V106H53V104H52V102L53 103H57L58 102V100L59 99H61V97H59V95H57V93H59V92H57V93H53V92H55V91H53V92H51L50 90V88L52 87L51 85H53V82H55V81H51V80H53L54 79V77L53 76H51V74L50 75H47L46 76V79L44 78L43 80L41 79V77L43 76V73H45L42 69H38V71L37 72H33V71H31ZM37 70V69H36ZM92 71H93V69H91ZM119 70V69H118ZM117 70V71H118ZM142 70H144V69H142ZM146 70V69H145ZM177 70L178 71H180V69H179V67L177 68ZM78 71V70H77ZM101 71H102V69H101ZM106 71V70H105ZM147 71V70H146ZM175 71V70H174ZM264 71V70H263ZM70 72V71H69ZM81 72V71H80ZM103 72V71H102ZM121 72V71H120ZM144 72V71H143ZM189 72V71H188ZM254 72V71H253ZM257 72V71H256ZM256 72H254V74L256 75V74H258V73H256ZM259 72V71H258ZM126 73V72H125ZM141 73V72H140ZM165 73V72H164ZM173 73V72H172ZM179 73V72H178ZM195 73V72H194ZM260 73V72H259ZM103 74H104V72H103ZM107 74H109V72H107ZM115 74H119V73H115ZM127 74V73H126ZM130 74V73H129ZM180 74L182 75L183 73H181L180 72ZM253 73H252V78L254 79L255 78V75H254ZM263 74V73H262ZM45 75V74H44ZM84 75V74H83ZM100 75V74H99ZM121 75V74H120ZM125 75V74H124ZM128 75V74H127ZM142 75V74H141ZM180 75V76H181ZM187 75V74H186ZM198 74L196 73V75L195 76H197ZM264 75V74H263ZM51 76V77H50ZM70 76H71V73H70ZM75 76V75H74ZM78 76V75H77ZM86 76H88V75H86ZM92 76V75H91ZM96 76V75H95ZM108 76V75H107ZM131 76V75H130ZM159 76V75H158ZM174 76H175V74H174ZM179 76V75H178ZM194 76V77H195ZM203 76V75H202ZM262 76V75H261ZM53 77V78H52ZM83 77H85V76H83ZM82 77V78H83ZM90 77V76H89ZM103 77V76H102ZM118 77V76H117ZM132 77H134V76H132ZM86 78V77H85ZM104 78H105V76H104ZM114 78V77H113ZM120 78H121V76H120ZM129 78V77H128ZM135 78V77H134ZM161 78V77H160ZM175 78V77H174ZM182 78V77H181ZM196 78H198V76L196 77ZM251 78V77H250ZM263 78H264V76H263ZM263 78L262 77H260V75H259V77H256V80H261L260 82H262L263 81ZM70 79V77L68 78V80ZM87 79V78H86ZM98 79H100V78H98ZM97 79V80H98ZM103 79V78H102ZM105 79H107V78H105ZM170 79V78H169ZM180 79V78H179ZM71 80V79H70ZM92 80V79H91ZM120 80V79H119ZM122 80V79H121ZM127 80V79H126ZM65 81V80H64ZM84 81V80H83ZM103 81V80H102ZM110 81V80H109ZM115 81V80H114ZM157 81V80H156ZM176 81V80H175ZM61 82V81H60ZM59 82V83H60ZM62 82H63V80H62ZM66 82V81H65ZM68 82V81H67ZM99 82V81H98ZM112 82V81H111ZM126 82V81H125ZM124 82V83H125ZM128 82V81H127ZM178 82V81H177ZM191 82V81H190ZM254 83V81L253 80H250V81H247L244 77L243 78H240V79H236V80H234V84L236 85V88H238V89H241V88H245L246 87V85H251V83ZM69 83H71V85H72V82H70L69 81ZM75 83H77V82H75ZM74 83V84H75ZM80 83H82V82H80ZM79 83V84H80ZM85 83V82H84ZM92 83V82H91ZM90 83V84H91ZM152 83H153V81H152ZM156 83V82H155ZM170 83V82H169ZM176 83V82H175ZM181 83V82H180ZM179 83V84H180ZM227 83V82H226ZM63 84H65L64 82H63ZM73 84V85H74ZM79 84L77 85L78 87H80L79 86ZM83 84V83H82ZM87 84V83H86ZM113 84V83H112ZM119 84V83H118ZM127 84V83H126ZM149 84V83H148ZM160 84H162V83H160ZM177 84V83H176ZM179 84H177V85H179ZM259 84V83H258ZM85 85V84H84ZM83 85V86H84ZM93 85V84H92ZM102 86H103V84H101ZM116 85V84H115ZM120 85V84H119ZM119 85H117L118 86V88L120 87ZM176 85V86H177ZM228 85H230V84H228ZM256 85V84H255ZM254 85V86H255ZM260 85H262L261 83H260ZM63 86V85H62ZM75 86H76V84H75ZM75 86H74V88H75ZM90 86V85H89ZM94 86V85H93ZM97 86H98V83H97ZM127 86V88H128V85H126ZM125 86V87H126ZM130 86V85H129ZM145 86V85H144ZM150 86H152V85H150ZM149 86V87H150ZM186 86V85H185ZM185 86H184V88H185ZM231 86V85H230ZM96 87V86H95ZM105 87V86H104ZM113 87H115L114 85H113ZM133 87V86H132ZM155 87V86H154ZM173 87V86H172ZM178 87V86H177ZM187 87V86H186ZM80 88H82V87H80ZM97 88V87H96ZM100 88H102L103 89V87H100ZM106 88H108V87H106ZM117 88V87H116ZM158 88V87H157ZM169 88V87H168ZM182 88H183V86H182ZM52 89H54V87L52 88ZM63 89V88H62ZM85 89V88H84ZM188 89V88H187ZM198 89V88H197ZM55 90H56V88H55ZM59 90V89H58ZM58 90H56V91H58ZM73 90V89H72ZM86 90V89H85ZM100 90V89H99ZM122 90V89H121ZM139 90V89H138ZM162 90V89H161ZM160 90V91H161ZM165 90H166V88H165ZM164 90V91H165ZM172 90V89H171ZM192 90V89H191ZM223 90V89H222ZM48 91V92H47ZM50 91V92H49ZM60 91V90H59ZM81 91H83V90H81ZM93 91V90H92ZM97 91V90H96ZM112 91V90H111ZM110 91V92H111ZM119 91V90H118ZM117 91V92H118ZM146 91V90H145ZM155 91V90H154ZM185 91V90H184ZM239 91H241V90H239ZM262 91V90H261ZM70 92V91H69ZM76 92V91H75ZM87 92V91H86ZM89 92V91H88ZM87 92V93H88ZM94 92V91H93ZM101 92H102V90H101ZM129 92V91H128ZM127 92V93H128ZM131 92V91H130ZM130 92H129V94H130ZM140 92V91H139ZM169 92V91H168ZM191 92H193V91H191ZM105 93H108V92H105ZM105 93H103V94H105ZM112 93H114V92H112ZM136 93V92H135ZM141 93V92H140ZM139 93V94H140ZM145 93V92H144ZM171 93V92H170ZM238 93V92H237ZM241 93H242V91H241ZM53 94H55L56 96H52ZM73 94V93H72ZM83 94H85V92L83 93ZM91 94V93H90ZM96 94V93H95ZM94 94V95H95ZM116 95L118 94V93H115ZM142 94V93H141ZM150 94V93H149ZM190 94H192V93H190ZM260 94V93H259ZM106 95V94H105ZM105 95H103V96H105ZM126 95V94H125ZM131 95V94H130ZM138 95V94H137ZM148 95V94H147ZM207 95V94H206ZM205 95V96H206ZM261 95H262V93H261ZM264 95V94H263ZM101 97H102V95H100ZM99 96V97H100ZM106 96H108V95H106ZM133 96H135V95H133ZM143 96V95H142ZM174 96V95H173ZM192 97H193V95H191ZM87 97V96H86ZM97 97V96H96ZM145 97V96H144ZM149 97V96H148ZM175 97V96H174ZM179 97V96H178ZM228 97V96H227ZM232 97V96H231ZM251 97V96H250ZM249 97V98H250ZM83 98H85V97H83ZM94 98V97H93ZM98 98V97H97ZM103 98V97H102ZM107 98H109V97H107ZM106 98V99H107ZM111 99H113L112 97H110ZM109 98V99H110ZM115 98V97H114ZM131 98V97H130ZM139 98V97H138ZM158 98H160V97H158ZM242 98V97H241ZM79 99V98H78ZM81 99V98H80ZM109 99H107V100H109ZM117 99H118V96H117ZM134 99H135V97H134ZM142 99V98H141ZM145 99H146V97H145ZM149 99V98H148ZM86 100V99H85ZM94 100H95V98H94ZM102 100V99H101ZM126 100V99H125ZM143 100V99H142ZM157 100V99H156ZM178 101V106H182V103L184 102V101H181V98L179 97L178 99H177ZM214 100V99H213ZM233 100V99H232ZM57 101V102H56ZM70 101V100H69ZM89 101V100H88ZM90 101H92V100H90ZM110 101V100H109ZM112 101H115V100H112ZM136 101V100H135ZM141 101V100H140ZM153 101V100H152ZM155 101V100H154ZM181 101V102H180ZM235 101V100H234ZM81 102V101H80ZM84 103H86L85 101H83ZM97 102V101H96ZM147 102V101H146ZM156 102V101H155ZM165 102V101H164ZM242 102V101H241ZM38 103H40V104H38ZM67 103V102H66ZM75 103H77V101L75 102ZM92 103V102H91ZM95 103V102H94ZM99 103V102H98ZM106 103H108V102H106ZM114 103H116V101L114 102ZM129 103V102H128ZM135 103V102H134ZM138 103H140V102H138ZM144 103V102H143ZM159 103V102H158ZM36 104H38V105H36ZM52 104V105H51ZM78 104V103H77ZM81 104V103H80ZM79 104V105H80ZM104 104V103H103ZM103 104H101L102 106H103ZM111 104V103H110ZM136 104V103H135ZM141 104V103H140ZM235 104H237L236 102H235ZM40 105V106H39ZM73 105V104H72ZM85 105V104H84ZM97 105V104H96ZM116 105H118L117 103H116ZM137 105V104H136ZM142 105V104H141ZM145 105H146V103H145ZM145 105H143L144 106V108H146V106ZM151 105H152V102H151ZM159 105V104H158ZM158 105L156 104V106L158 107ZM170 105H171V102H170ZM177 105V104H176ZM247 105H249V104H247ZM60 106H61V110H59L60 109ZM64 106V105H63ZM78 106V105H77ZM83 106V105H82ZM90 106V105H89ZM101 106V107H102ZM111 106H112V104H111ZM126 106V105H125ZM124 106V107H125ZM135 106V105H134ZM150 106V105H149ZM154 107H156L155 105H153ZM165 107L167 106V105H164ZM235 106V105H234ZM66 107V106H65ZM73 107V106H72ZM88 107V106H87ZM100 107V108H101ZM109 107V106H108ZM142 107V106H141ZM156 107V108H157ZM172 107V106H171ZM176 107V106H175ZM248 107V109L250 110V111H252V109L251 108H253L252 107V105H249V106H247ZM67 108V107H66ZM90 108H92V107H90ZM99 108V107H98ZM97 108V109H98ZM99 108V109H100ZM117 108H118V106H117ZM133 108V107H132ZM147 108H149V107H147ZM150 108H153V107H150ZM78 109V108H77ZM119 109V108H118ZM130 109V108H129ZM135 111H137V112H139L138 110H136L135 109V107L133 108ZM143 109V108H142ZM158 109V108H157ZM178 109H179V107H178ZM187 109H189V108H187ZM224 109V108H223ZM240 109V108H239ZM34 110L35 109H32L31 111H33V113H34ZM51 110H54V111H57V110H59V111H57V112H51ZM69 110V109H68ZM72 110V109H71ZM101 110H102V108H101ZM107 110V109H106ZM116 110V109H115ZM115 110H113L112 109V111H114V113H115ZM141 110V109H140ZM153 110H154V108H153ZM152 110V111H153ZM182 110H184L183 108H182ZM222 110V109H221ZM229 110V109H228ZM234 110V109H233ZM89 111H90V109H89ZM88 111V112H89ZM117 111V110H116ZM121 111V110H120ZM130 111V110H129ZM135 111H132V112H135ZM155 111H157V110H155ZM185 111V110H184ZM242 111H243V109H242ZM255 111V110H254ZM263 111V110H262ZM58 112H60V113H58ZM74 112V111H73ZM122 112V111H121ZM158 112H160V111H158ZM178 112H179V110H178ZM186 112V111H185ZM231 112V111H230ZM233 112V111H232ZM245 111H243V112H238V115H237V117L238 118H236L235 120H236V122H235V125H234V132H235V134H236V136L233 138V139H231V141L233 142L231 145H226V147H225V150L224 151H228L230 148V150L232 151V152H234V154L235 153H238L239 154V152H241V151H243L244 152V154L242 155V156H240V154L238 155V154H236V155H233L234 157H235V159L237 160L236 162H233V164H231V166L233 165V171H234V173H235V177L234 178H236V180H237V185L235 186V188H234V195L232 196V198H231V202L229 203V207H228V209H229V211H231V213H232V217L231 218H233L232 220L230 219V221H232L233 222V224L235 223L236 225V227H237V229L239 228V229H241V230H243V229H245V228H247V227H260V226H264V114L263 113H256L254 116H253V118L252 119H250L248 116H247V113H244ZM26 113V112H25ZM43 113V112H42ZM75 113V112H74ZM108 114H109V112H107ZM139 113H141V112H139ZM153 113V112H152ZM157 113V112H156ZM156 113H153V114H156ZM164 113V112H163ZM181 113V112H180ZM182 113H183V111H182ZM31 114V113H30ZM76 114V113H75ZM83 114V113H82ZM96 114V113H95ZM101 114V113H100ZM112 114V113H111ZM146 114V113H145ZM144 114V115H145ZM178 114V113H177ZM184 114V113H183ZM185 114H187V113H185ZM217 114V113H216ZM226 114H228V113H226ZM77 115V114H76ZM76 115H74V116H76ZM89 115H91V114H89ZM89 115H87V116H89ZM106 115V114H105ZM115 115V114H114ZM118 115V114H117ZM116 115V116H117ZM137 115V114H136ZM139 115V114H138ZM141 115H143V114H141ZM148 115H149V113H148ZM158 115H160V114H158ZM164 115V114H163ZM162 115V116H163ZM188 115V114H187ZM220 115V114H219ZM21 116V115H20ZM40 116V115H39ZM82 116V115H81ZM104 116V115H103ZM107 116V115H106ZM113 116V115H112ZM134 116H135V114H134ZM140 116V115H139ZM153 116V115H152ZM156 116V115H155ZM166 116V115H165ZM181 116V115H180ZM183 116V115H182ZM186 115H184V117H185ZM33 117V116H32ZM93 117V116H92ZM95 117H96V115H95ZM108 117V116H107ZM136 117V116H135ZM142 117V116H141ZM140 117V118H141ZM159 117H161V116H159ZM186 117H188L189 118V116H186ZM5 118V119H4ZM24 118V117H23ZM81 118V117H80ZM111 118V117H110ZM123 118V117H122ZM149 118V117H148ZM155 118V117H154ZM156 118H158V117H156ZM165 118V117H164ZM188 118H187V120H188ZM13 119V118H12ZM11 119V120H12ZM14 119H15V116H14ZM109 119V118H108ZM107 119V120H108ZM121 119V118H120ZM120 119H118V120H120ZM126 119H128V118H126ZM130 119H132V118H130ZM136 119H137V117H136ZM151 119V118H150ZM150 119H149V121H150ZM221 119V118H220ZM10 120V122H12V121H14V120H12L11 121ZM39 120H42V119H39ZM97 120V119H96ZM103 120V119H102ZM101 120V121H102ZM113 120V119H112ZM111 120V121H112ZM123 120V119H122ZM139 120V119H138ZM147 120V119H146ZM157 120H160L159 118L157 119ZM187 120H186V122H187ZM223 120V119H222ZM17 121V120H16ZM91 122H93L92 120H90ZM100 121V120H99ZM127 121V120H126ZM129 121V120H128ZM135 121V120H134ZM148 121V120H147ZM161 121V120H160ZM163 121V120H162ZM177 121H178V119H177ZM8 122V121H7ZM6 122V123H7ZM18 122V121H17ZM43 122H45V121H43ZM89 122V121H88ZM90 122V123H91ZM103 122V121H102ZM105 122V121H104ZM107 122V121H106ZM113 122V121H112ZM116 122V121H115ZM123 122V121H122ZM130 122H131V120H130ZM133 122V121H132ZM141 122V121H140ZM151 123H152V121H150ZM149 122V123H150ZM155 122H156V119H155ZM158 122V121H157ZM168 122V121H167ZM175 122V121H174ZM179 122V121H178ZM183 122V121H182ZM6 123H4L5 124V126H7V124ZM15 123V122H14ZM41 123V122H40ZM82 123V122H81ZM85 123V122H84ZM96 123V122H95ZM108 123V122H107ZM106 123V125H108ZM117 123V122H116ZM120 123V122H119ZM159 123V122H158ZM158 123H157V127L159 128V126H158ZM161 123V122H160ZM172 123V122H171ZM170 123V124H171ZM4 124H2L3 126H4ZM10 125H11V123H9ZM17 124V123H16ZM16 124H15V126H14V128H12V127H10L9 129L10 130H12L13 129V131L12 132H15V131H17V130H14L15 129V127H18V126H16ZM22 123H19L18 125H21ZM25 124V123H24ZM27 124V123H26ZM50 123H48V125H49ZM112 124V123H111ZM110 124V125H111ZM114 124V123H113ZM122 124V123H121ZM135 124H136V122H135ZM134 123L132 124V125H135ZM41 125H42V123H41ZM51 125H49L50 127H52ZM85 125H86V123H85ZM91 125V124H90ZM94 125V124H93ZM106 125H105V127H106ZM125 125V124H124ZM129 125H131V124H129ZM139 125V124H138ZM155 125H156V123H155ZM160 125V124H159ZM184 124H182V126H183ZM11 126H13V124L11 125ZM79 126H81V125H79ZM79 126H77V127H79ZM96 126V125H95ZM99 126V125H98ZM101 126V125H100ZM115 127H116V125H114ZM118 126H119V124H118ZM237 126V127H236ZM23 127H24V125H23ZM40 127H42V126H40ZM47 127V126H46ZM65 127V128H66ZM72 127H74L73 129H71ZM90 127V126H89ZM105 127H103V128H105ZM109 127V126H108ZM126 127V126H125ZM145 127V126H144ZM157 127H156V130H157ZM164 127V126H163ZM186 127V126H185ZM56 128V129H57ZM62 128V127H61ZM60 128V130H62V129H64V127L61 129ZM80 128V127H79ZM88 128V127H87ZM109 128H111V127H109ZM134 128V127H133ZM149 128V127H148ZM165 128V127H164ZM183 128V127H182ZM77 129V128H76ZM93 129V128H92ZM91 129V130H92ZM107 129V128H106ZM117 129V128H116ZM140 129V128H139ZM155 129V128H154ZM166 129V128H165ZM185 129V128H184ZM2 130V129H1ZM58 130V129H57ZM57 130H56V132H57ZM66 130V129H65ZM79 130V129H78ZM99 130H101L102 131V129H99ZM105 130V129H104ZM111 130V129H110ZM109 130V131H110ZM123 130V129H122ZM136 130V129H135ZM175 130V129H174ZM183 130V129H182ZM39 131V130H38ZM52 131V130H51ZM49 131L48 129H46V138L48 139V140H50L51 139V141H52V143H48L47 141H46V143L43 145L42 144V147L40 146V148L38 149V148H35V149H37L36 150V153H45L44 154V156H45V161L43 162L44 163V166H45V170H43L42 172L44 173V175L46 176L47 175V177L44 179L47 183H45V187L47 188V186L46 185H48V183H52V184H57V185H54L53 187H57V188H63L64 189V191L65 190H67V192H69V195H71L72 193H75V195L77 194H81V190H79V188H77L78 187V185L76 186V187H72L73 185H71L72 183H69V181H75V182H77V183H79V181H80V183L81 182H83L82 180L83 179H81V175L80 176H77L76 174H79V173H82V172H79V171H82V169H88V171L90 170V171H92V173H95V171H98V166L99 167H102V165H101V163L99 164V162H100V160H99V158H98V160L99 161H97V163H96V161H89L90 163H88V164H84V168H82L81 169V167H80V165L81 164H79V163H71L69 160H66V159H62V157H63V153H66V146H64L66 143H62V144H64V145H62V144H59L58 142L62 139L61 138V136L58 134V133H56L55 131ZM84 131V130H83ZM94 131V130H93ZM108 131V132H109ZM132 131V130H131ZM134 131V130H133ZM148 131V130H147ZM186 131V130H185ZM215 131V130H214ZM44 132V131H43ZM81 132V131H80ZM87 132H89V131H87ZM92 132V131H91ZM104 132V135H105V131H103ZM102 132V133H103ZM112 132H114L113 130H112ZM117 132H118V130H117ZM124 132H125V130H124ZM146 132V131H145ZM165 132V131H164ZM167 132V131H166ZM169 132V131H168ZM167 132V133H168ZM172 132V131H171ZM170 132V133H171ZM181 132V131H180ZM21 133H22V131H21ZM25 133V132H24ZM95 133V132H94ZM119 133H120V131H119ZM122 133V132H121ZM128 133V132H127ZM149 133V132H148ZM157 133H159V131H157ZM166 133V134H167ZM182 133H183V131H182ZM186 134H187V131L185 132ZM15 134H18V132H16ZM20 134V133H19ZM28 134V133H27ZM40 134H41V132H40ZM44 134V135H45ZM65 134V133H64ZM87 134V133H86ZM88 134H90V133H88ZM87 134V136H89ZM96 134V133H95ZM112 134V133H111ZM129 134V133H128ZM147 134V133H146ZM177 134V133H176ZM180 134V133H179ZM11 135V134H10ZM29 135V134H28ZM63 135V134H62ZM68 135H69V133H68ZM75 135H77V134H75ZM92 135V134H91ZM123 135V134H122ZM133 135V134H132ZM135 135H137L136 133H135ZM134 135V136H135ZM152 135V134H151ZM175 135V134H174ZM173 135V136H174ZM180 135H182V134H180ZM0 136H2L1 134H0ZM67 136V135H66ZM103 136V135H102ZM107 136V135H106ZM120 136V135H119ZM123 136H125V134L123 135ZM158 136V135H157ZM156 136V137H157ZM162 136V135H161ZM164 136V135H163ZM162 136V137H163ZM168 136V135H167ZM172 136V137H173ZM184 136V135H183ZM20 137V136H19ZM22 137V136H21ZM63 137V136H62ZM98 137V136H97ZM121 137V136H120ZM125 137H127V136H125ZM124 137V138H125ZM155 137V138H156ZM161 137V138H162ZM171 137V136H170ZM176 137V136H175ZM180 137V136H179ZM182 137V136H181ZM186 137V136H185ZM184 137V138H185ZM13 138V137H12ZM12 138H10V139H12ZM16 138V137H15ZM25 138V137H24ZM32 138H34V137H32ZM43 138V137H42ZM45 138V137H44ZM50 138V139H49ZM61 138V139H60ZM66 138V137H65ZM73 138H74V136H73ZM77 138V137H76ZM93 138V137H92ZM122 138V137H121ZM164 138H166V137H164ZM174 138V137H173ZM201 138H202V136H200L199 135V137H197L196 139H194L193 137H191L190 139H187L186 140V142L185 143H187L188 145H186V146H188V147H190V146H194L195 148H196V150H198V151H200L201 152V150H202V143H201ZM60 139V140H59ZM83 139V138H82ZM110 139V138H109ZM127 139V138H126ZM125 139V140H126ZM146 139V138H145ZM159 139V138H158ZM167 139H168V137H167ZM194 139V140H193ZM211 139V138H210ZM216 139V138H215ZM22 140V139H21ZM33 140V139H32ZM59 140V141H58ZM66 139H64V141H65ZM106 140H108V139H106ZM176 140H177V137H176ZM175 140V141H176ZM184 140V139H183ZM212 140V139H211ZM217 140V139H216ZM214 141V142H218V140L217 141ZM0 141H1V143H3L2 145L4 146L5 144H6V147H3L2 145L0 146V152H4V153H18V152H20V151H22L21 153H26L27 151H29L28 149H26L25 147H22L21 145H16L15 144V142L13 143V141H11V140H4L3 138H1L0 137ZM58 141V142H57ZM63 141V142H64ZM82 141V140H81ZM92 141V140H91ZM104 141V140H103ZM109 141V140H108ZM164 141H166V140H164ZM172 141V140H171ZM174 141V140H173ZM178 141V140H177ZM182 141V140H181ZM206 141V140H205ZM24 142V141H23ZM87 142V141H86ZM97 142H98V140H97ZM146 142V141H145ZM183 142V141H182ZM183 142V143H184ZM204 142V141H203ZM17 143V142H16ZM82 143V142H81ZM127 143V142H126ZM171 143V142H170ZM174 143H176V142H174ZM206 144H208L207 142H205ZM204 143V146L206 145ZM83 144V143H82ZM94 144V143H93ZM109 144V143H108ZM107 144V145H108ZM166 144H168V143H166ZM235 144H238L237 146L235 145ZM164 145H165V143H164ZM169 145H171V144H169ZM172 145H175V144H173V142H172ZM172 145H171V147H172ZM176 145H177V143H176ZM175 145V146H176ZM178 145H179V143H178ZM190 145V146H189ZM235 145V146H234ZM29 146V145H28ZM68 146V145H67ZM185 146V147H186ZM207 146V145H206ZM35 147V146H34ZM79 147V146H78ZM96 147H97V145H96ZM119 147V146H118ZM121 147V146H120ZM163 147V146H162ZM174 147V146H173ZM177 147V146H176ZM175 147V148H176ZM181 147V146H180ZM208 147V146H207ZM213 147H215V146H213ZM100 148V147H99ZM169 148V147H168ZM174 148V149H175ZM178 148H179V146H178ZM17 149H19L20 151H17ZM30 149V148H29ZM90 149V148H89ZM97 149V148H96ZM117 149V148H116ZM122 149V148H121ZM173 149V150H174ZM188 149V148H187ZM187 149L186 148H184V149H181L180 148V152H179V154H178V150L175 152L176 153V156H178V155H182V154H180V153H182L181 152V150L182 151H186L187 152ZM189 149H191V148H189ZM32 150V149H31ZM78 150V149H77ZM106 150V149H105ZM118 150V149H117ZM161 150V149H160ZM160 150H159V152H160ZM169 150V149H168ZM170 150H172V149H170ZM193 150V149H192ZM192 150L190 151V152H192ZM229 150V151H230ZM85 151V150H84ZM96 151V150H95ZM99 151H100V149H99ZM127 151V150H126ZM158 151V150H157ZM162 151V150H161ZM167 151V150H166ZM166 151L164 152L165 154H166ZM33 152H34V150H33ZM71 152V151H70ZM86 152V151H85ZM98 152V151H97ZM118 152V151H117ZM116 152V153H117ZM123 152V151H122ZM156 152V151H155ZM171 152V151H170ZM173 152V151H172ZM173 152V153H174ZM2 153H1V155H2ZM68 153V152H67ZM82 153H84V152H82ZM95 153V152H94ZM102 153V152H101ZM127 153H129V152H127ZM157 153V152H156ZM184 153V152H183ZM193 153V152H192ZM214 153H219V158H221L222 156H223V154H221V152L219 151V150H217L216 152H214ZM10 154H9V157H10ZM150 154V153H149ZM161 154V153H160ZM172 154V153H171ZM187 154V153H186ZM189 154V153H188ZM187 154V156H189ZM233 154V153H232ZM241 154H242V152H241ZM13 156H15L14 154H12ZM68 154H66V156H67ZM162 155V154H161ZM169 155H170V153H169ZM185 155V154H184ZM184 155H183V158H184ZM13 156H11V157H13ZM21 156V155H20ZM103 156V155H102ZM101 156V157H102ZM149 156V155H148ZM165 156V155H164ZM167 156V155H166ZM172 156H173V154H172ZM180 156L179 157H177L178 159H180ZM216 155H214V157H215ZM11 157H10V159H11ZM16 157L18 158V155H16ZM36 157V156H35ZM100 157V156H99ZM111 157V156H110ZM151 157V156H150ZM154 157H155V155H154ZM161 157V156H160ZM163 157V156H162ZM169 157V156H168ZM167 157V158H168ZM174 157V156H173ZM173 157H170V158H173ZM191 157V156H190ZM190 157H189V159H190ZM242 157V162L240 161H238V159H240ZM249 159H248V158ZM22 158V157H21ZM67 158H69V157H67ZM107 158V157H106ZM106 158H104V159H106ZM152 158V157H151ZM157 158H158V156H157ZM187 158L188 157H186V155H185V158H184V162H186V165H187ZM12 159H14V158H12ZM23 159V158H22ZM21 159V160H22ZM37 159V158H36ZM35 159V160H36ZM84 159L85 158H83L82 160L84 161ZM89 159H93V160H95L94 158H89ZM175 159V158H174ZM177 159V160H178ZM181 159H182V157H181ZM188 159V161H191V160H189ZM248 159V160H247ZM18 160H20V158H18ZM56 161V160H58V162H57V164H56V166H58V163H61V165H59L60 166V168H55L54 166H50L49 165V163H52L53 161ZM87 160V159H86ZM108 160V159H107ZM109 160H110V158H109ZM176 160V159H175ZM176 160V161H177ZM231 160V159H230ZM248 162H247V161ZM13 161V160H12ZM37 161V160H36ZM81 160L79 159V161H77V162H80ZM83 161H81L82 163H83ZM179 161V160H178ZM193 161V160H192ZM234 161V160H233ZM29 162V161H28ZM34 162V161H33ZM70 162V163H69ZM87 162H88V160H87ZM117 162V161H116ZM136 162V161H135ZM153 162V161H152ZM171 162V161H170ZM222 162V161H221ZM19 163V162H18ZM23 163V162H22ZM107 163H108V161H107ZM106 163V164H107ZM113 163H114V161H113ZM137 163V162H136ZM157 162H155V164H156ZM173 163V162H172ZM191 163V162H190ZM15 164V163H14ZM13 164V165H14ZM19 164H21V162L19 163ZM31 164V163H30ZM33 164V163H32ZM74 164V165H73ZM148 164V163H147ZM179 164V163H178ZM189 164V163H188ZM11 165V164H10ZM22 165V164H21ZM108 165V164H107ZM19 166V165H18ZM17 166V167H18ZM24 166H25V168H27L29 165L25 162L24 163ZM39 165L37 164V162L36 163H34L33 164V166L31 165V170H33L32 172H37V173H39V167H38ZM58 166V167H59ZM157 166V165H156ZM79 167V168H78ZM83 167V166H82ZM169 167H171V166H169ZM20 168H22V167H20ZM156 168V167H155ZM154 168V169H155ZM167 168V167H166ZM181 168H182V166H181ZM24 169V168H23ZM22 169V170H23ZM80 169V170H79ZM101 170L100 171H102V168H100ZM158 169V168H157ZM161 169V168H160ZM191 169V168H190ZM28 170V169H27ZM37 170V171H36ZM79 170V171H78ZM170 170H171V168H170ZM174 170V169H173ZM187 170V169H186ZM85 171V170H84ZM182 171V170H181ZM16 172V171H15ZM42 172H41V174L40 175H42ZM155 172V171H154ZM153 172V173H154ZM167 172V171H166ZM17 173H19V172H17ZM74 173H75V176H74ZM91 173V174H92ZM189 173H190V170H189ZM254 173H256V174H258L257 175V177H256V179H252V178H250V175L251 174H254ZM86 174V173H85ZM172 174V173H171ZM179 174V173H178ZM182 174V173H181ZM35 175V174H34ZM33 175V176H34ZM57 175V176H56ZM62 175H64V176H66V177H62ZM84 175V174H83ZM82 175V176H83ZM95 175V174H94ZM143 175V174H142ZM152 175V174H151ZM168 175V174H167ZM177 175V174H176ZM190 175V174H189ZM91 176V175H90ZM89 176V177H90ZM184 176V175H183ZM99 177V176H98ZM97 177V179L98 180H100V178H98ZM141 177V176H140ZM151 177V176H150ZM155 177V176H154ZM159 177V176H158ZM170 177V176H169ZM26 178H28V177H26ZM30 178H31V176H30ZM35 177H33V179H34ZM39 178V177H38ZM42 178H43V176H42ZM41 178V179H42ZM96 178V177H95ZM145 178V177H144ZM182 178V177H181ZM29 179V178H28ZM37 179V178H36ZM140 179V178H139ZM146 179V178H145ZM184 179V178H183ZM35 180V179H34ZM87 181H89L90 182V185H89V189H91L92 191H93V189H98V191H100L101 189L102 190H104L103 189V186L102 185H99L98 184V181H96V182H94V177L92 176L91 178H90V180L87 178L86 179ZM85 180V181H86ZM164 180V179H163ZM168 180V179H167ZM172 180V179H171ZM170 180V181H171ZM181 180V179H180ZM16 181H17V179H16ZM20 181H21V179H20ZM27 181V180H26ZM38 181H40V180H38ZM38 181H36V183L38 182ZM42 181H43V179H42ZM41 181V182H42ZM142 181V180H141ZM148 181V180H147ZM159 181V180H158ZM185 181V180H184ZM67 182H68V184H70V185H62L61 186V183H66L67 184ZM105 182V181H104ZM146 182V181H145ZM155 182H156V180H155ZM192 182V181H191ZM16 183V182H15ZM43 183V184H44ZM60 183V184H59ZM76 183V184H77ZM100 183H101V180H100ZM176 183H177V181H176ZM185 183V182H184ZM212 183V182H211ZM19 184V183H18ZM40 184V183H39ZM43 184H41V185H43ZM82 185H83V183H81ZM81 184H79V185H81ZM89 183L87 182V185H88ZM102 184H104V183H102ZM140 184V183H139ZM166 184V183H165ZM13 185V184H12ZM11 185V186H12ZM24 185H26V184H24ZM33 185H35V184H33ZM86 184H84L83 186H85ZM143 185V184H142ZM171 185V184H170ZM44 186V185H43ZM49 186V185H48ZM185 186V185H184ZM28 187H31V186H29L28 185ZM27 186H21V184L20 185H13V187L12 188H16V189H22V191L23 190H26V191H30V190H33L34 191V189H36V188H34L33 189V187L32 188H28ZM42 187V186H41ZM86 187V186H85ZM84 187V188H85ZM158 187V186H157ZM174 187V186H173ZM40 188V187H39ZM111 188V187H110ZM41 189V188H40ZM42 189H44V188H42ZM41 189V190H42ZM51 189V188H50ZM82 189H83V187H82ZM86 189H87V187H86ZM85 189V190H86ZM152 189V188H151ZM167 189V188H166ZM171 189H173V188H171ZM184 189V188H183ZM192 189V188H191ZM15 190V189H14ZM84 190V189H83ZM149 190V189H148ZM158 190V189H157ZM161 190H162V188H161ZM36 191V190H35ZM38 191V190H37ZM40 191V190H39ZM87 191V190H86ZM92 191H91V195L89 194L90 193V190L89 191H87L88 192V194H89V197L90 196H92L93 198H94V194H96L95 195V198L94 199H99V201H101V203L100 204H102V201L104 202V198H103V196L101 195V196H99V195H97V193L95 192H93L94 194L92 195ZM95 191V190H94ZM141 191V190H140ZM154 191V190H153ZM1 192V191H0ZM52 192H53V189H52ZM80 192V193H79ZM149 192V191H148ZM151 192V191H150ZM179 192V191H178ZM44 195L46 194L47 195V193L45 192H42ZM41 193V194H42ZM49 193V192H48ZM55 193V192H54ZM100 193V192H99ZM98 193V194H99ZM140 193V192H139ZM1 194V193H0ZM28 195H29V197H30V194L31 193H27ZM56 194V193H55ZM87 194V193H86ZM101 194V193H100ZM150 194V193H149ZM170 194V193H169ZM184 194V193H183ZM13 195H15V196H13V198L17 201H15V203L14 204H16V203H18V207H19V199L17 200V198L19 197H26L27 195H26V193H23L21 196L19 195V193L18 192H16L15 191V193H13ZM43 195V196H44ZM50 193L47 195V196H49L50 197ZM53 195V194H52ZM52 195H51V197H52ZM82 195V194H81ZM115 195V194H114ZM147 195V194H146ZM181 195V194H180ZM63 196V195H62ZM83 196V195H82ZM81 196V197H82ZM88 196V195H87ZM86 196V198H89V197H87ZM184 196V195H183ZM16 197V198H15ZM22 197V198H23ZM28 197V198H29ZM53 197H55V195H53ZM64 197V199H65V201H61V203H58L59 202V200L56 202V203H54V204H56L55 205V207H52V206H50L49 208L47 207L46 208V204L47 203H44V205H45V209L47 210V213L46 214H50L51 213V217H46L45 219L46 220H48L49 221V223L51 224V225H49V227L51 226L54 230H59V231H62V233H61V237H57L58 239H55V237H53L52 235V241H51V243L53 242H55V244L58 242L60 245H62V244H66L67 245V243L69 242H71V243H73V241H71V240H69V238L70 239H73L71 236H79L78 238H76V240L77 239H79L80 238V241L79 240H77V241H79L82 245H89L88 247H90L91 245L92 246H94V244H96L95 246H97L101 241L100 240H102L103 242H101L103 245L105 244V242L107 241L106 240V238H105V240H103L104 239V237L102 238L101 236L102 235H99L98 233H96V235L94 234V238L95 239H92L91 238V240H93V241H90V240H88L87 238L88 237H90L87 233H83V234H80L79 233V230H80V228L81 227H83V225H81V223L82 222H80V224H79V222L78 221H81V220H79V219H77V221L74 219V216L76 215V211H74V209H71V211L70 210H67L65 207H67L68 206V204L70 205V203H69V201L72 203L73 202V200H72V198L71 197H69V196H63ZM80 197V196H79ZM84 197V196H83ZM91 197V198H92ZM97 197V198H96ZM147 197V196H146ZM145 197V198H146ZM155 197V196H154ZM230 197V196H229ZM22 198H20V201H21V199ZM31 198H33V197H31ZM35 198V197H34ZM167 198V197H166ZM174 198V197H173ZM173 198H171L172 200H173ZM47 199V198H46ZM48 199H50V198H48ZM83 199H85V197L83 198ZM106 199V198H105ZM147 199V198H146ZM153 199V198H152ZM155 199V198H154ZM165 199V198H164ZM175 199V198H174ZM23 200V199H22ZM36 201H38L37 199H35ZM87 200V199H86ZM90 200V199H89ZM139 200V199H138ZM150 200V199H149ZM149 200H147V201H149ZM166 200V199H165ZM56 201V200H55ZM54 201V202H55ZM175 201V200H174ZM173 201V202H174ZM39 203H41V201H38ZM64 202H66V203H64ZM76 202V201H75ZM79 202V201H78ZM81 202V201H80ZM32 203L33 204H31L32 206H34V208H35V210L36 211H40V208L42 207L41 205H39V207H37L36 206V204H34L35 203V201H32ZM83 203V205L85 204V202H82ZM139 203V202H138ZM155 203V202H154ZM166 203V202H165ZM182 203V202H181ZM53 204V203H52ZM86 204H89V203H86ZM169 204V203H168ZM37 205H38V203H37ZM48 205H50L49 203H48ZM139 205V204H138ZM154 205H156V204H154ZM181 206H182V204H180ZM12 206H15V205H12ZM16 206H17V204H16ZM87 206V205H86ZM91 206V205H90ZM89 206V207H90ZM69 207V206H68ZM88 207V206H87ZM165 207H167V205L165 206ZM172 207V206H171ZM171 207H169L170 209H172ZM183 207V206H182ZM13 208V207H12ZM33 208V207H32ZM54 208V209H53ZM164 208V207H163ZM174 208V207H173ZM185 208V207H184ZM183 208V209H184ZM18 209V208H17ZM42 209L43 208H41V211H42ZM44 209V212H46V210ZM89 209V208H88ZM6 210V209H5ZM174 210V209H173ZM176 210V209H175ZM197 210V209H196ZM195 210V211H196ZM2 211V209H0V212ZM96 211H101L102 212V209H100V208H95L94 206L92 207V208H90V210H89V212L91 213V212H96ZM9 212V211H8ZM11 212V211H10ZM79 212V211H78ZM99 212H96V213H99ZM163 212V211H162ZM161 212V213H162ZM169 212V211H168ZM176 212V211H175ZM172 213V212H171ZM177 213V212H176ZM189 213V212H188ZM1 214H3L2 212H1ZM0 214V215H1ZM11 214H12V212H11ZM55 214H57L56 216H55ZM170 214V213H169ZM91 215V214H90ZM94 215V214H93ZM174 215H175V213H174ZM9 216V215H8ZM160 217H161V215H160ZM166 217H168V216H166ZM170 217V216H169ZM92 218V217H91ZM94 218V217H93ZM138 218V217H137ZM180 218V217H179ZM168 219V218H167ZM90 220V219H89ZM96 220V219H95ZM166 220V219H165ZM170 220V219H169ZM91 221V220H90ZM93 221V220H92ZM141 221V220H140ZM163 221V220H162ZM184 221V220H183ZM0 222H1V220H0ZM165 222V221H164ZM168 222V221H167ZM172 222V221H171ZM170 222V223H171ZM175 222V221H174ZM182 222V221H181ZM196 222V221H195ZM139 223V222H138ZM159 223V222H158ZM185 223V222H184ZM83 224V223H82ZM168 224V223H167ZM166 224V225H167ZM178 224V223H177ZM231 224V223H230ZM170 226V225H169ZM13 226L11 225L10 227H7V226H4L3 224H1L0 223V241H3L2 240V238H6V237H10V239H8V240H4V241H9V243L11 242V243H15V241H16V239H17V233L15 234L14 233V230H13V228H12ZM15 227V226H14ZM46 227V226H45ZM50 227V228H51ZM84 227H86V226H84ZM83 227V228H84ZM92 227V226H91ZM176 227V226H175ZM177 227H179V226H177ZM34 228H36V227H34ZM38 228V227H37ZM36 228V229H37ZM50 228L48 229V231L49 232H51L50 231ZM105 228H107V227H105ZM206 228V227H205ZM235 228V227H234ZM16 229H19L18 228V226H17V228ZM39 229V228H38ZM45 229V228H44ZM46 229H47V227H46ZM46 229H45V231H46ZM82 229V228H81ZM86 229V228H85ZM100 229V228H99ZM98 229V230H99ZM185 229V228H184ZM23 230V229H22ZM76 230H78V234H77V231ZM83 230V229H82ZM102 230V229H101ZM146 230V229H145ZM170 230V229H169ZM246 230V229H245ZM27 231V230H26ZM32 231H33V233H32V235L31 236H27V237H25V239L23 238V240H22V237H21V239H20V241L22 240V241H24V243L22 244V251H21V253L20 254H17V255H15L14 254V252L11 250V248H10V245H6V246H3V245H1L0 244V264H41L42 262L43 263H45V262H47L46 264H68L67 262H71V261H67L66 259L68 258L67 256V258L66 259H64L63 258V256H62V254H56V253H62V251H60V252H58V249L56 250L55 248H52L51 246H48V248L49 247H51L50 249H48L47 248V250L49 251L50 250V253H47V255H46V257L45 258H50V257H47L48 256V254H51V258L50 259H48V260H46L45 262H44V257H43V259L44 260H42L41 261V258H40V256L42 257V255L40 254L41 252H39L41 249L40 248H42L41 247V245L40 244H38V243H40V242H38L39 240H41L42 238L44 239V236L46 237V235H43V236H41V239H39L38 238V236H40L41 234L40 233H38V234H40V235H38V234H36V231L34 230V229H32ZM76 231V232H75ZM105 231V230H104ZM173 231V230H172ZM15 232H16V230H15ZM38 232V231H37ZM68 232H70V234H68ZM84 232V231H83ZM92 232V231H91ZM95 232H96V229H95ZM97 232H99V231H97ZM107 232V231H106ZM145 232V231H144ZM153 232V231H152ZM68 235H67V234ZM66 234V235H65ZM92 234V233H91ZM161 234V233H160ZM71 235V236H70ZM93 235V234H92ZM91 235V236H92ZM26 236V235H25ZM51 236H48V239H49V237L51 238ZM65 236L68 238V236H69V238H68V241L65 243V240L63 241L62 240V238L63 239H66L65 238ZM88 236V237H87ZM161 236V235H160ZM185 236V235H184ZM93 237V236H92ZM37 238H38V241H36L37 240ZM47 238V237H46ZM44 239V240H48V239ZM102 238V239H101ZM31 240V241H30ZM50 240V239H49ZM120 240V239H119ZM146 240V239H145ZM110 241V240H109ZM157 241V240H156ZM259 241V240H258ZM116 242V241H115ZM144 242V241H143ZM253 242V241H252ZM52 243V244H53ZM100 243V244H101ZM110 243V242H109ZM250 243V242H249ZM2 244H4V243H2ZM42 244V243H41ZM54 244V245H55ZM100 244H99V247H101L100 246ZM107 244V243H106ZM141 244V243H140ZM202 244V243H201ZM66 245H65V247H62V249H65V248H67L66 247ZM70 245H72V244H70ZM44 246V245H43ZM67 246H69V245H67ZM75 245H72L71 247H74ZM111 246H113V245H111ZM156 246V245H155ZM211 246V245H210ZM21 247V246H20ZM47 247V246H46ZM56 247V246H55ZM103 247V246H102ZM108 247V246H107ZM23 248H25L26 249V252H28V250H34V251H37V254L39 255H37L36 257L37 258H31L30 256H29V253H25V252H23L25 249H23ZM44 248V247H43ZM110 248V247H109ZM146 248V247H145ZM156 248V247H155ZM40 249V250H39ZM53 249H55V250H53ZM140 249V248H139ZM143 249V248H142ZM44 250H46V248L44 249ZM146 250V249H145ZM180 250V249H179ZM47 251V252H48ZM65 251V250H64ZM67 251V250H66ZM221 252V251H220ZM31 253L32 254H34L35 252H32L31 251ZM30 253V254H31ZM44 253H46V252H44ZM132 253V252H131ZM144 253V252H143ZM36 254V253H35ZM137 254V253H136ZM255 254L257 255L256 256V259H259L260 258V260L257 262L258 264H264V247H263V245L262 244H260V242L259 243H256L255 244ZM44 255V256H45ZM64 255V254H63ZM66 255H69V254H67L66 253ZM205 255V254H204ZM24 256V257H23ZM130 256V255H129ZM171 256V255H170ZM23 257V259H21ZM65 257V256H64ZM19 258H20V260L22 261H20L19 260ZM146 259H148V258H146ZM159 259V258H158ZM25 260V261H24ZM65 260L67 261V262H65ZM168 260V259H167ZM212 260V259H211ZM20 261V262H19ZM213 261V260H212ZM243 261V260H242ZM42 263V264H43ZM161 264H162V262H160ZM168 263V262H167ZM221 263V262H220ZM219 264V263H218ZM233 264V263H232Z\"/></svg>",
  "mask_w": 264,
  "mask_h": 264
},
{
  "label": "crops",
  "instance_id": "3",
  "mask_svg": "<svg viewBox=\"0 0 264 264\" xmlns=\"http://www.w3.org/2000/svg\"><path fill=\"white\" fill-rule=\"evenodd\" d=\"M56 0H0V27L15 34L22 28L35 31L46 21L49 14H60L59 4L55 11ZM40 29V28H38Z\"/></svg>",
  "mask_w": 264,
  "mask_h": 264
}]
</instances>
